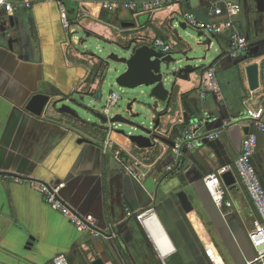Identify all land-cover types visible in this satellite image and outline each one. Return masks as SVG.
I'll return each instance as SVG.
<instances>
[{
  "label": "crops",
  "instance_id": "1",
  "mask_svg": "<svg viewBox=\"0 0 264 264\" xmlns=\"http://www.w3.org/2000/svg\"><path fill=\"white\" fill-rule=\"evenodd\" d=\"M59 1L65 4L75 33V28L82 27L89 36L110 43L156 45L162 41L174 48L176 17L184 23L183 16L190 13L203 23L212 22L208 13L220 0H184L157 13L140 15L123 9L109 13L101 3L151 0H9L21 6L9 15L14 26L0 10V172L64 183L63 200L80 215H92L95 229L101 233L95 237L79 231L49 207L37 191L3 175L0 264H53L59 254L68 256L72 264H93L97 260L103 264H167L169 259L171 264H214L206 250L213 251L220 264L254 260L256 253L248 233L259 216L234 164L244 137L257 134L254 162L264 184V133H258L245 120L249 98L253 106H264V0H223L242 7L234 24L247 39L248 51L233 60L226 53L229 33L209 36L208 41L211 46L216 43L220 55L202 74L178 81L181 98L155 131L163 136L161 142L154 144L152 135V146L145 149L114 129L98 131L73 123L67 126L66 117L53 108L54 103L75 95H88L98 85V79L92 81L99 59L77 48L82 41L64 29ZM26 3L32 8H26ZM252 64H257L260 72V87L254 92L249 89L246 72ZM210 69L215 70L221 93L210 92L203 102L199 92L207 87L206 73ZM38 94L51 98L43 117L26 111ZM232 120L239 124L224 130L219 139H203L197 149L184 150L179 159L172 152L175 139L193 122L204 121L205 130L216 131ZM109 136L125 150L124 160L131 163V157H137L144 163L138 178L126 170V161L102 153ZM85 139L88 142H79ZM171 165L177 167L168 177L166 169ZM220 169L232 171L236 179L230 187L222 179L227 199L233 203L227 221L204 184L208 175ZM180 191H185L191 201L190 213L184 212L177 199ZM149 208L155 210L152 215L173 248L167 256L146 225L127 216L128 212Z\"/></svg>",
  "mask_w": 264,
  "mask_h": 264
},
{
  "label": "built area",
  "instance_id": "2",
  "mask_svg": "<svg viewBox=\"0 0 264 264\" xmlns=\"http://www.w3.org/2000/svg\"><path fill=\"white\" fill-rule=\"evenodd\" d=\"M184 0H151L147 2H127L117 3L104 1L101 7L109 12L114 13L120 10H127L135 15L140 14H154L159 11L168 9L174 5L182 3ZM26 8H32L30 3H26ZM21 9V6L13 5L9 0H0V10H5L9 15H13ZM59 9L61 14V22L64 29L71 34H75L74 29L68 19L65 4L59 1ZM242 13L240 4L223 1L215 3L208 13L212 22L203 23L194 15L187 13L183 16V22L187 28H192L198 33H203L210 37L221 36L229 33V44L226 48V53L233 60H239L248 51L249 43L247 39L242 36L235 28L234 21ZM225 18L224 20H221ZM156 45L162 46L165 52L172 51V46L165 45L162 41H157ZM206 89L199 92L201 100L206 101L207 95L210 92L220 95L221 88L216 77L214 69H210L206 73ZM118 100V96L113 94L110 96L108 105L114 106ZM252 98H249L246 103L245 120L254 125L259 133H264V106H253ZM239 121L232 120L224 124L223 128L216 131H207L206 123L204 121H195L184 129L179 137L174 141L172 152L177 158L182 157L184 150H195L198 148L199 141L207 140L214 141L219 139L224 130L236 126ZM152 142L160 144L161 137L158 132L153 134ZM165 137V136H164ZM258 136L256 134H249L244 137L242 142V151L237 161L234 164V171L238 179L244 186L249 198L252 201L254 209L259 216V220L255 221L252 229L248 233L249 242L254 249L256 256L254 260L247 261L246 264H264V184L255 166V156L258 151ZM102 153L104 155H112L118 161L124 160L125 150L109 137L104 141L102 146ZM132 162L128 163L126 170L134 177H139V169L145 167L144 163L137 157H131ZM176 165H171L166 169L168 177H171L176 170ZM228 169H220L217 172L208 175L204 179L205 188L210 195L214 205L223 214L224 218L228 212L233 208V203L227 199L228 191L223 184L222 177L227 173ZM141 178V177H140ZM13 181L17 185L28 186L37 191L45 200L47 205L53 210L59 212L72 225L83 233H92L95 237H100L101 233L95 229V220L92 215L82 216L75 212L62 198V191L65 188L64 183L43 182L33 177H15ZM152 214H156L153 208H149L140 212H128L129 219L136 220L139 224L144 226V221ZM145 227V226H144ZM206 255L214 264H220L215 258L213 251L206 250ZM214 256V257H213ZM53 264H71L68 256L59 254L53 259Z\"/></svg>",
  "mask_w": 264,
  "mask_h": 264
},
{
  "label": "water",
  "instance_id": "3",
  "mask_svg": "<svg viewBox=\"0 0 264 264\" xmlns=\"http://www.w3.org/2000/svg\"><path fill=\"white\" fill-rule=\"evenodd\" d=\"M2 11L4 17L8 18V20L12 23V26H14L12 16H9L5 10ZM131 26H134V24ZM179 28L183 31L188 29L185 23H180ZM1 31L4 34H7V30L2 29ZM203 36V33H199V38ZM87 37L90 38L91 36L87 34ZM174 37L176 38L177 43L170 52H165L162 46L137 45L133 42L132 44L126 46L127 56L125 57H119L112 52L103 59L98 58L104 65V73L97 80V89L91 91L88 95L80 97L79 100H75L73 97L54 103L53 108L57 110L60 115L66 117L69 122L66 124L67 126H70L72 123L73 126L85 123L93 126V129L97 128L106 131L114 129L113 126L119 124L129 126L134 130H139L144 135L129 136L124 131H120L119 133L130 139L132 143L141 149L150 148L152 146L150 138L155 133L156 129L159 128L161 119L165 117L170 110H172L176 102H178L181 98L178 90V81H188L190 75L202 74L204 69V67L201 66V63L205 61V58L202 59L198 56L193 57L195 53L194 47L181 36L178 28L174 29ZM108 44L111 45L112 43L108 42ZM197 45L199 48H210L211 42L207 41L202 43L199 41ZM92 56L97 58L93 54ZM246 72L250 91H257L260 87L259 66L257 64H252L247 67ZM110 82L127 92L128 105L126 109V116H111V110L117 107L119 101L121 100L120 96L116 94L118 96V100L114 106H109L107 103L103 115L93 113L99 120V124L89 123L84 120L80 114V111L84 114L92 112L85 106L86 97H91L93 101H101L103 98L102 91L105 85L110 84ZM140 88H146L149 90L148 94L143 95H148L146 97H149L153 102L154 105L152 108L156 112L153 116V123L150 129H146L134 122V120L140 117V114H135L133 112V108L136 104L139 106L142 105L136 94L137 90ZM113 94L115 93H112L111 95ZM50 102L51 98L47 95H35L27 105L26 111L36 117H43L47 107L50 105ZM59 105H61V107H59ZM183 105L188 113H191V109L187 106V103L184 102ZM161 108L162 110H160ZM79 142L84 143L88 141L85 139L80 140ZM172 147H174V144H172ZM3 175L13 178L19 177L15 174L0 172V176ZM222 179L228 187L236 184V179L232 171L225 173ZM177 199L185 213H190L193 210L191 201L185 191H180L177 194ZM227 220L228 219L225 218V221ZM174 247L177 249L175 244ZM93 264L103 263L101 260H97Z\"/></svg>",
  "mask_w": 264,
  "mask_h": 264
},
{
  "label": "rangeland",
  "instance_id": "4",
  "mask_svg": "<svg viewBox=\"0 0 264 264\" xmlns=\"http://www.w3.org/2000/svg\"><path fill=\"white\" fill-rule=\"evenodd\" d=\"M180 23L181 17H176V21L174 22V29L178 28L181 36L186 39L190 44H192L195 49L193 57L198 56L202 59L205 58V61L201 63V66L204 68H208L220 55V50L218 46L216 45V43H214L210 48H199L197 45L199 41L205 43L208 41L209 36L204 35L203 37L199 38L198 31L192 28H188L187 30L183 31L179 28ZM75 30L77 33L74 34V37H77L79 41H82L81 44L78 42L80 45L77 47L82 53L93 54L99 59L105 58L108 54L112 52L118 55L119 57L127 56L126 46H128V44L125 41H118L110 45L107 41L100 40L95 37L88 38L86 31L82 27H77L75 28ZM112 93L118 94L121 100L119 101L118 106L111 110V116H126V109L128 105L127 92L113 85L112 82H110V84L105 85L102 91L103 98L101 101H93L91 97H86L85 106L88 107L92 112H87L88 114H84L80 111V114L84 118V120L92 124H99V120L95 117L93 113L103 115L104 109L107 106V103ZM148 93L149 90H147L146 88L138 89L136 94L137 97H139V100L142 105L139 106L136 104L133 108V112L135 114H140V117L134 120V122L143 126L146 129L151 128L153 123V116L156 114V112L152 108V106L154 105L153 102L150 100L149 97H146L148 95H143ZM74 99L79 100L80 96L75 95ZM59 107H61V105H59ZM160 110H162V108ZM113 128L117 132L124 131L129 136L144 135L141 131L134 130L133 128L126 125L116 124L113 126ZM171 263L172 259L167 260V264Z\"/></svg>",
  "mask_w": 264,
  "mask_h": 264
},
{
  "label": "bare ground",
  "instance_id": "5",
  "mask_svg": "<svg viewBox=\"0 0 264 264\" xmlns=\"http://www.w3.org/2000/svg\"><path fill=\"white\" fill-rule=\"evenodd\" d=\"M155 215V214H154ZM150 230L151 234L153 235L157 246L160 248V251L165 254L166 256L173 252V248L166 237L163 229L160 227L158 220L155 216H150L144 221V226Z\"/></svg>",
  "mask_w": 264,
  "mask_h": 264
},
{
  "label": "trees",
  "instance_id": "6",
  "mask_svg": "<svg viewBox=\"0 0 264 264\" xmlns=\"http://www.w3.org/2000/svg\"><path fill=\"white\" fill-rule=\"evenodd\" d=\"M133 42H130L129 44H132ZM128 44V45H129ZM103 73H104V65H103V63L101 62V61H99V63H98V65H96L95 66V68H94V77H93V81H92V83L96 80V79H98V78H100L102 75H103ZM84 128H86V129H93V126H91V125H88V124H85V123H83V124H81ZM97 129V128H96ZM98 131H103L102 129H97ZM69 261H70V263H71V260L69 259ZM72 264V263H71Z\"/></svg>",
  "mask_w": 264,
  "mask_h": 264
}]
</instances>
